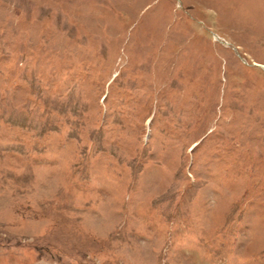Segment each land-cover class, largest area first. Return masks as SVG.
<instances>
[{
    "label": "rangeland",
    "instance_id": "1",
    "mask_svg": "<svg viewBox=\"0 0 264 264\" xmlns=\"http://www.w3.org/2000/svg\"><path fill=\"white\" fill-rule=\"evenodd\" d=\"M0 264H264V0H0Z\"/></svg>",
    "mask_w": 264,
    "mask_h": 264
}]
</instances>
